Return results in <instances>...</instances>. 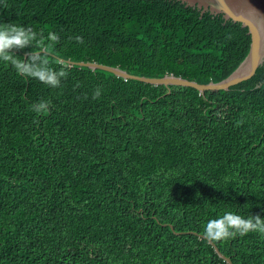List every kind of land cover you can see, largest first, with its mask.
Masks as SVG:
<instances>
[{"label":"trees","instance_id":"16d2710c","mask_svg":"<svg viewBox=\"0 0 264 264\" xmlns=\"http://www.w3.org/2000/svg\"><path fill=\"white\" fill-rule=\"evenodd\" d=\"M7 23L38 33L18 59L67 76L53 88L0 61V264H227L204 226L264 219V62L199 93L57 58L216 82L247 53L246 27L179 0H0ZM212 243L264 264L258 232Z\"/></svg>","mask_w":264,"mask_h":264},{"label":"water","instance_id":"95a60500","mask_svg":"<svg viewBox=\"0 0 264 264\" xmlns=\"http://www.w3.org/2000/svg\"><path fill=\"white\" fill-rule=\"evenodd\" d=\"M185 6H195L200 9V13L208 11L209 14L222 15L224 20L230 19L240 23L241 27H246L249 35V47L243 59L224 78L216 82L197 83L180 76L171 74L160 77H148L142 75L129 74L116 66H109L91 61H71L57 58L59 62H66L70 65L84 66L90 69H101L112 73L122 79H133L150 85H176L191 87L199 93L204 90H227L229 86L246 80L254 74L255 69L264 62V0H179ZM38 53V52H35ZM26 54H24V57ZM168 92V90H167ZM172 230V226L169 225ZM176 233V232H175ZM212 245L214 252L227 264H232L229 257L221 254L217 247Z\"/></svg>","mask_w":264,"mask_h":264},{"label":"clouds","instance_id":"9594fccd","mask_svg":"<svg viewBox=\"0 0 264 264\" xmlns=\"http://www.w3.org/2000/svg\"><path fill=\"white\" fill-rule=\"evenodd\" d=\"M50 40L55 43L58 37L51 34ZM76 40L83 43L81 37H76ZM33 42H38V33L32 28L14 23L0 24V61L10 63L24 77L37 79L53 88L58 87L61 78L67 76L64 68L59 71L53 70L49 67L47 56H42L40 53L30 52L27 54V60H20L11 51L30 47ZM44 52H47L46 48ZM100 95L101 90L95 89L93 99ZM49 105L48 101H40L31 107L32 111L42 114L48 110ZM250 231L264 235V219L259 214L245 218L228 211L219 218L209 220L204 226V236L210 241L227 240L236 235H245Z\"/></svg>","mask_w":264,"mask_h":264}]
</instances>
